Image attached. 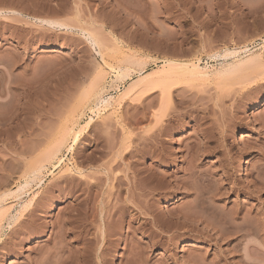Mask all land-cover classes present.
Wrapping results in <instances>:
<instances>
[{"label":"rangeland","instance_id":"1","mask_svg":"<svg viewBox=\"0 0 264 264\" xmlns=\"http://www.w3.org/2000/svg\"><path fill=\"white\" fill-rule=\"evenodd\" d=\"M99 1L0 0V264H264V0Z\"/></svg>","mask_w":264,"mask_h":264},{"label":"bare ground","instance_id":"2","mask_svg":"<svg viewBox=\"0 0 264 264\" xmlns=\"http://www.w3.org/2000/svg\"><path fill=\"white\" fill-rule=\"evenodd\" d=\"M90 1H91V0H90ZM100 1H101V0H100ZM100 1H99V2H100ZM108 1H109V0H108ZM118 1H119V0H116V2H118ZM72 2H73V1H72ZM106 2H107V1H106ZM113 2H114L113 0H110V1L107 3L108 7H112V6L115 7V4H114ZM74 3H75V2H74ZM118 3H119V2H118ZM122 3H123V1H122ZM122 3H119V5L122 4ZM124 3H125V4H122V5L125 6V7H126V4H129V2L127 3L126 0L124 1ZM100 4H101V3H100ZM78 5H79V4H78ZM107 5H106V6H107ZM117 5H118V4H117ZM119 5L116 6V7L118 8ZM122 5H120V6H122ZM130 5H131V4H130ZM123 6L121 7V10H119L120 8L118 9V10H119V13H120V12H121V13H122V12H125V11H122V10H127L126 8L124 9ZM127 6H128V5H127ZM76 7H77V6H76ZM100 7H103V6L101 5ZM116 7H115V8H116ZM129 7H132V6H128L127 8L129 9ZM90 8H91V6H90ZM90 8H89V9L87 8V9H88V10H87L88 12H89V10H90V11L93 10V9H90ZM93 8H94V6H93ZM117 8H116V10H117ZM132 8H133V7H132ZM110 9H111V8H110ZM118 10H117V11H118ZM80 11H82V10H79L78 13H80ZM83 11H84V8H83ZM87 11H86V12H83V13H88ZM99 11H100V9L97 8L96 10L90 12V14H92V16H94V18H93L94 20H96V18H98V16L100 15V14H99V13H100ZM13 12H14V11H13ZM13 12H12V13H13ZM10 13H11V12H10ZM14 13H15V12H14ZM76 13H77V11H76ZM121 13H120V14H121ZM16 14H17V13H15L14 15H16ZM88 14H89V13H88ZM88 14H87V15H88ZM90 14L88 15L89 18H90ZM123 14H124V13H123ZM0 15H1V16L3 15V14L1 13V11H0ZM19 15H21V14L19 13ZM78 15H81V16H82V14H78ZM5 16H6V15H5ZM78 17H79V16H78ZM99 18H100V17H99ZM81 19H82V18H81ZM91 19H92V18H91ZM82 20H83V19H82ZM89 20H90V19H89ZM92 21H93V20H92ZM33 22H35V23H37V24H40V25H42V26H47V28H51V29H57V28H58V29H65V30H78V31L81 33L82 37H83V38H84V39H85V40H86L91 46H94V47H101V46L99 45L100 42H99V40H98V38H97L98 36L95 35V33H93V31L90 30V28H92L91 26H90L89 29L87 28L88 26L86 27V29H85V28L83 29L82 27L80 28V24H79V28H80V29H77V28H78L77 26H74V25H68L67 23H64L63 21L60 22V21H57V20L54 21V20H44V19H35V18H34V21H33ZM95 22H96L95 24H97L98 19H97ZM79 23H80V22H79ZM82 23H83V22H82ZM93 23H94V21H93ZM105 23H106V22H105ZM86 24H87V23H86ZM88 24H89V23H88ZM88 24H87V25H88ZM98 24H99V23H98ZM98 24H97V25H98ZM100 24H101V23H100ZM151 24H152V23H151ZM76 25H77V24H76ZM81 25L84 27L85 24H84V25L81 24ZM106 25H107V24H106ZM71 26H72V27H71ZM73 26H74V27H73ZM92 26H93V24H92ZM102 26H103V25H101V27H102ZM104 26H105V25H104ZM153 26H154V25H153ZM93 29H94V27H93ZM100 29H101V28H100ZM102 29H103V28H102ZM155 29H156V28H155ZM101 44H102V43H101ZM100 49H101V48H100ZM101 51H102V50H101ZM101 51H100V52H101ZM98 53H99V52H98ZM101 53H102V52H101ZM101 53H99V54H101ZM232 53H233V52H231L230 54H232ZM227 54L229 55V53H227ZM217 56H218V55H217ZM101 57H102V56H101ZM220 57H222V56H220ZM223 57H224V56H223ZM225 58H226V57H225ZM225 58H223V59H225ZM255 59H256V58H255ZM244 60H247V58H246V59L244 58L242 61L245 62ZM252 60H254V59H249V58H248V61L251 62ZM239 61H240V60H239ZM242 61H241V62H242ZM235 62L237 63V61H235ZM241 62H240V63H241ZM168 64H169V63H168ZM241 64H242V63H241ZM237 65H238V64H237ZM231 68L233 69V67H231V66H229V65H228V66H224V65H223V67L221 66V69H220L218 72H219V74H225V73H227L228 71H230ZM195 69L197 70L196 67H193V68H192V70H194V71H195ZM236 69H237V68H236ZM197 71H198V70H197ZM117 72H118V77H119V79L127 78V76H128L126 70H124V69H122V68H118V71H117ZM230 72H232V70H231ZM194 73L198 74V72H194ZM199 74H200V76H205V75H207V74L201 75V73H199ZM106 101H107V100H106ZM99 102H102V100H101V101L99 100ZM102 103L106 104L105 101L102 102ZM0 104H1V103H0ZM263 105H264V99L259 98V99H257L254 103H252L251 105L247 106L246 109H245V111H246V112H250V111H253L254 109H257V108H259V107H261V106H263ZM9 120L12 121V119H9ZM0 121H1V119H0ZM2 121H3V120H2ZM2 121L0 122V124H1V123L3 124ZM5 121H6V120H5ZM16 121H17V120H16ZM18 121H19V120H18ZM7 122H8V121H6V123H7ZM20 122L24 123L23 121H19V123H20ZM13 123H14V122H13ZM22 123H21V124H22ZM4 124H5V123H4ZM87 126H88V125H87ZM84 127H85V126H84ZM82 131H83V130H82ZM82 131H81V132H82ZM76 141H77V138H75V139L73 140V143H75ZM52 149H54V148L51 147V148L49 149L50 152H49V151H48L47 153L45 152V153H46V154H45V158L42 157V160H41V161H46V160H47V162H50L52 157L55 158L54 155L57 154V153L55 154V152H56V151H59V149H58V150H57V149H56V150H55V149L52 150ZM71 149H72V146H71L68 150L70 151ZM51 150H52V151H51ZM196 152H197V151H196ZM52 153H53V155H52ZM197 153H198V152H197ZM47 154H48V155H47ZM192 154H193V153H192ZM195 154H196V153H195ZM195 154H194V155H195ZM51 155H52V156H51ZM139 155H140V154H139ZM194 155H193L192 158H195V159L198 158L197 156L195 157ZM196 155H198V154H196ZM41 156H42V155H41ZM47 156H48V157L51 156V158L49 157V159H50L49 161H48ZM118 157L121 158V156H118ZM195 159H194V160H195ZM241 159H242V158L239 159L240 161H239V163H238V166H239L241 163H242V164L244 163V161H241ZM38 160H39V159H38ZM38 160H37V163H38ZM52 160H53V159H52ZM39 161H40V160H39ZM41 161H40V162H41ZM62 161H63L62 159H59L58 162H57V165H55L53 168H56V167H57ZM123 162H124V161H123ZM40 164H41V163H40ZM40 164L38 165V166H39V169L35 168V170H34V171H37V172H38V173L36 172L37 174H39V171H40L41 169H43V168H42L43 166L41 167ZM32 165H36L35 162H33ZM116 166H118V165H116ZM34 167H35V166H34ZM127 167H128V169H126V170H129V169L131 168V167H129V166H127ZM132 168H135V167L132 166ZM36 169H37V170H36ZM79 169H80V168H79ZM102 169H103V168H102ZM105 169H106V168H105ZM109 169H110V173H111L112 170H114L115 168H114V167H113V168L110 167ZM106 170H108V169H106ZM137 171H138V170H137ZM137 171L135 170V172H137ZM32 172H33V171H32ZM102 172H103V171H102ZM105 172H106V171H105ZM138 172H141V171H138ZM138 172H137V173H134V171H133L132 176H134V178H136V177L139 176V175L142 176V174H141L142 172H141L140 174H139ZM34 174H35V172L33 173V175H34ZM237 174H238L237 176H241V170H238V173H237ZM35 175H36V174H35ZM80 175H81V174H80ZM105 175H106V174H105ZM151 175H153V174H151ZM259 175H260V174H258V177H257V178H259ZM148 177H149V176H148ZM150 177H152V176H150ZM150 177H149V178H150ZM138 179H139V178H138ZM145 179H147V178H145ZM225 179H226V178H225ZM106 180H107V178H106ZM228 180H229V181H227V184H228L229 182H231L230 179H228ZM108 181H109V178H108ZM129 181H131V180H129ZM129 181H128V182H129ZM132 181H134V179H132ZM138 181H140V180H137V182H138ZM141 181H142V180H141ZM207 181H208V180H207ZM39 182H40V181H39ZM128 182H127V183H128ZM200 182H202V181H200ZM203 182H204V183H207V182H205V180H203ZM234 182H235V181H234ZM234 182H233V183H234ZM258 182L261 183V181H256L255 183H258ZM263 182H264V181H263ZM132 183H133V184L131 185L130 182H129V184H130L131 186L128 185L129 188L131 189V193L134 192V191H136V190H138L137 192H139L140 190H141V191L143 190L144 187H143V186H140V185L145 184L144 182H143V184H142V182H139L140 185H139L138 183H136L135 181L132 182ZM134 183L138 184V185H139V188L141 187L142 189L140 188V190H139L138 185H135ZM222 183H223V182H222ZM236 183H237V182H236ZM236 183H235V184H236ZM201 184H202V183H201ZM227 184H226V185H227ZM229 184H230V183H229ZM253 184H254V183H253ZM261 184H262V183H261ZM25 185H26V184H25ZM193 185H194V184H193ZM254 185H255V184H254ZM254 185H252V186H254ZM262 185H264V184H262ZM128 186H127V187H128ZM153 186H154V185H153ZM153 186H152V187H153ZM195 186H196V185H195ZM201 186H202V185H201ZM224 186H225V185H224ZM228 186H230V185H228ZM231 186H232V184H231ZM231 186H230V187H231ZM234 186H235V185L233 184L232 187H234ZM237 186H238V184H237ZM237 186H236V187H237ZM204 187H205V186H204ZM204 187L202 188L203 190H202V189H200V190L204 191V189H205ZM236 187H235V189L228 188L227 190H228V191H231L232 194H233V193L237 190ZM238 187H239V186H238ZM263 187H264V186H263ZM263 187H259V188L261 189V188H263ZM19 188H23V186H22V187H19ZM19 188H18V189H19ZM129 188H128V189H129ZM200 188H201V187H200ZM245 188H246V187H243L244 190H248V189H249V187H248L247 189H245ZM250 188H252V187H250ZM150 189H151V188H150ZM154 189H160V188L156 187V188H154ZM154 189H153L152 191H155V192H156L157 190H154ZM217 189H218V188H217ZM260 189H258V187H257V191H256V192H258V190H260ZM263 189H264V188H263ZM220 190H223V191H224V189H222V188H221V189H218L219 192L216 191V189L213 190V191H215V193L213 192V193H212V196L209 195V197L211 196L210 199H211V198H214L216 195L218 196L219 194H220V195H222V194L224 195V194H225V193H223V192H222V194H221ZM244 190H243V191H244ZM255 190H256V189H255ZM18 191H19V190H18ZM143 191H144V190H143ZM143 191H142V192H143ZM145 191H146V190H145ZM147 191H149V189H148ZM147 191H146V192H147ZM238 191H239V190H238ZM243 191H242V192H243ZM252 191H254V189H253ZM127 192H129V191H127ZM142 192H141V193H142ZM197 192H198V191H197ZM199 192H200V191H199ZM199 192H198V196L200 197L199 194H201V193H199ZM225 192H226V191H225ZM240 192H241V189H240ZM256 192H255V191L252 192L253 194L250 193V194H251L250 196H252V195H254V196L257 195ZM260 192H261V190L259 191V193H260ZM131 193L129 192V194H131ZM134 193H135V192H134ZM134 193H132V194H134ZM141 193H136V197L139 198V196H137V195H138V194L140 195ZM144 193H145V192H144ZM147 193H149V192H147ZM229 193H230V192H229ZM244 193H246V191H245ZM259 193H258V194H259ZM132 194H131V195H132ZM142 194H143V193H142ZM142 194L140 195L142 198L146 196V194H145V195L143 194V196H142ZM151 194H153V193H151ZM151 194H150V195H151ZM202 194H203V193H202ZM204 194H205V191H204ZM204 194H203V195H204ZM206 194H207V193H206ZM209 194H211V193H209ZM246 194H247V193H246ZM203 195H201L202 198H204ZM195 196H197V195H195ZM205 196H206V195H205ZM257 196H258V195H257ZM134 197H135V196H134ZM141 197H140V198H141ZM199 197H198V198H199ZM209 197H208V196H207V198L205 197V200H204V201H203L202 198H200V199H202V200H200V204H202L203 202L207 201V199H209ZM129 198H130V197H129ZM140 198H139V199H140ZM126 199H127V198H126ZM195 199H196V198H195ZM128 202H129V201H128ZM137 202H138L137 205L134 204L133 206H135V208H136L137 210L140 211L139 206H138V204L140 203V201L138 200ZM196 202L199 203V200H197ZM132 203H133V202H131V204H132ZM205 203H206V202H205ZM0 204H1V202H0ZM26 205H27V204H26ZM203 205H204V204H203ZM1 206H2V205H1ZM197 206H199V204H198ZM23 207H25V205H24ZM23 207H22V208H23ZM200 207H202V206L200 205ZM197 208H198V207H196V205H195V209H196V210H198ZM193 209H194V207H193ZM203 209H204V207H203ZM203 209H202V210H203ZM202 210H201V211H202ZM199 211H200V210H199ZM199 211H198V212H199ZM0 212H1V209H0ZM198 212H197V216H199ZM202 212H203V211H202ZM101 214H102V213H101ZM201 215H202V214H200V216H201ZM203 215H204V213H203ZM149 216H151V215H149ZM200 216H199V217H200ZM206 216H207V215H206ZM213 216H214V215H213ZM213 216H212V217H213ZM215 216H216V215H215ZM102 217H103V216H102ZM199 217H198V218H199ZM217 217H218V216H217ZM218 218H219V217H218ZM219 219L222 220V224H223L224 226H226V227H227V225L229 226V225L231 224V227H230V228H231L232 231H235V230H237V231H239V230H240V231H243V230L245 229V227H244V228H243V227H239V229H238L237 226H236L237 228H236V227H233V228H232V226H233L234 224L232 225L231 222H228L229 224H228L227 222H225V221L223 222V220H226V219L223 218V217H222V218H219ZM219 219H215V218H214L213 220H218V221H217V222H219V223H217L218 226H219L218 229H219V230H220V229H223V230H220L219 232L221 233V232H223V231L225 230V232H223V233H225V235H226V233H227L226 231H228L229 229H227V228L224 227L222 224H220V220H219ZM99 221H100V220H99ZM142 221H143V220H142ZM226 221H227V220H226ZM214 222H215V221H214ZM158 223H159V222H158ZM215 223H216V222H215ZM156 224H157V222H156V220H155V217H150V219H145V220H144V225H146V226H147V225H150L151 227L153 226L155 229H156V227H157ZM219 224H220L221 226H223V228H222ZM103 226H104V225H103ZM220 227H221V228H220ZM247 227H248L249 229H248V230L246 229V230H247V231H251V229H250L251 227H249V226H247ZM224 228H225V229H224ZM241 228H243V229L241 230ZM104 229H105V228H104ZM104 229H103V230H104ZM152 229H153V228H152ZM187 229H188V228H187ZM226 229H227V230H226ZM233 229H234V230H233ZM103 230H102V228H100V230H99L100 233H101V236L104 234V233H103V232H104ZM191 230H193V229H191ZM105 231H106V229H105ZM156 231H157V229H156ZM229 231H230V230H229ZM237 231H235V232H233V233H230V232H229V233H230V234H229V237H230V235H231V237H232V234L235 235ZM247 231H245V232H247ZM190 232H193V231H189V233H190ZM194 232L197 233V231H195V229H194ZM194 232H193V233H194ZM198 232H199V231H198ZM206 232H207V231H206ZM152 233H153V232H152ZM185 233H186V232H185ZM201 233H202V232H201ZM201 233H199V234H201ZM234 233H235V234H234ZM237 233H238V232H237ZM205 234H206V233H205ZM205 234L202 233V237H204V238H209V237H210V238H211V236H209V235H207V234L205 235ZM221 234H222V233H221ZM193 235H194V234H193ZM225 235H224V236H225ZM103 236H105V235H103ZM148 236H149V235H148ZM207 236H209V237H207ZM227 236H228V233H227ZM150 237H151V235H150ZM170 237H171V236H170ZM173 237H174V236H173ZM197 237H198V236H197ZM220 237H223V234H222V236H219V238H220ZM105 238H106V237H105ZM199 238H200V237H199ZM101 239H102V237H101ZM103 240H104V239H103ZM102 242H104V241H102ZM122 246H123V245H122ZM138 246H139V244H138ZM123 247H124V246H123ZM119 250H123V249H119ZM99 251H100V250H99ZM99 251H98V252H99ZM102 252H105L104 249L102 250ZM102 252H101V253H102ZM81 253H82V252H81ZM99 253H100V252H99ZM99 253H98V254H99ZM100 255H101V257H102L103 253L100 254ZM100 255H99V256H100ZM104 255H105V254H104ZM107 255H108V254H107ZM138 255H139V254H138ZM138 255H135V258L132 259V261L134 260L133 262H135V263H130V264H136V262L138 261V260L136 259V256H138ZM139 256H140V255H139ZM139 256H138V257H139ZM141 258H142V257L140 256L139 259H141ZM5 260H6V259H4V261H5ZM102 260H103V259H102ZM102 260L100 259L99 261L101 262ZM136 260H137V261H136ZM141 260H142V259H141ZM164 260H165V259H164ZM4 261H2V262H4ZM103 261H104V260H103ZM132 261H131V262H132ZM139 261H140V260H139ZM144 261H145V260H144ZM144 261H143V262H144ZM165 261H166V260H165ZM165 261H164V262H165ZM140 262H141V261H140ZM161 262H162V261H161ZM73 263H74V262H73ZM98 263H99V262H98ZM145 263H146V262H145ZM189 263H190V262H188V264H189ZM74 264H75V263H74ZM76 264H77V263H76ZM99 264H100V263H99ZM101 264H104V263L101 262Z\"/></svg>","mask_w":264,"mask_h":264},{"label":"built area","instance_id":"3","mask_svg":"<svg viewBox=\"0 0 264 264\" xmlns=\"http://www.w3.org/2000/svg\"><path fill=\"white\" fill-rule=\"evenodd\" d=\"M256 46H257V44L250 45L251 48H254V47H256Z\"/></svg>","mask_w":264,"mask_h":264}]
</instances>
